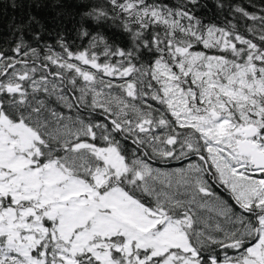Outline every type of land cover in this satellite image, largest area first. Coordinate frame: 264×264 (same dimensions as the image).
Wrapping results in <instances>:
<instances>
[{
  "label": "snow or ice",
  "instance_id": "snow-or-ice-1",
  "mask_svg": "<svg viewBox=\"0 0 264 264\" xmlns=\"http://www.w3.org/2000/svg\"><path fill=\"white\" fill-rule=\"evenodd\" d=\"M0 264H264V0H3Z\"/></svg>",
  "mask_w": 264,
  "mask_h": 264
},
{
  "label": "trees",
  "instance_id": "trees-1",
  "mask_svg": "<svg viewBox=\"0 0 264 264\" xmlns=\"http://www.w3.org/2000/svg\"><path fill=\"white\" fill-rule=\"evenodd\" d=\"M3 0H0V3H2ZM9 15H11V9H9Z\"/></svg>",
  "mask_w": 264,
  "mask_h": 264
}]
</instances>
